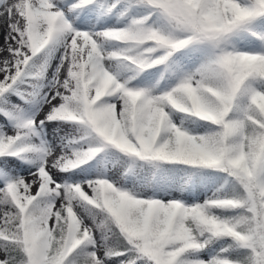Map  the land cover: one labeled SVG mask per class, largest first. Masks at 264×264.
<instances>
[{"label":"snow or ice","instance_id":"snow-or-ice-1","mask_svg":"<svg viewBox=\"0 0 264 264\" xmlns=\"http://www.w3.org/2000/svg\"><path fill=\"white\" fill-rule=\"evenodd\" d=\"M0 264H264V0H0Z\"/></svg>","mask_w":264,"mask_h":264},{"label":"rangeland","instance_id":"rangeland-1","mask_svg":"<svg viewBox=\"0 0 264 264\" xmlns=\"http://www.w3.org/2000/svg\"><path fill=\"white\" fill-rule=\"evenodd\" d=\"M0 43H3V32L0 30Z\"/></svg>","mask_w":264,"mask_h":264}]
</instances>
